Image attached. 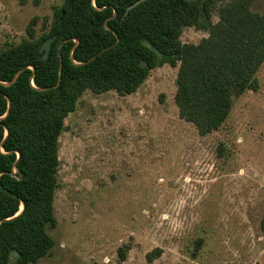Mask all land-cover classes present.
Segmentation results:
<instances>
[{
	"label": "rangeland",
	"instance_id": "obj_1",
	"mask_svg": "<svg viewBox=\"0 0 264 264\" xmlns=\"http://www.w3.org/2000/svg\"><path fill=\"white\" fill-rule=\"evenodd\" d=\"M63 4L0 0V52L27 40L35 18L36 36L48 33ZM207 37L186 28L181 41ZM177 76L165 64L132 95L80 98L59 138L55 246L37 264H264V63L259 90L207 136L180 118Z\"/></svg>",
	"mask_w": 264,
	"mask_h": 264
},
{
	"label": "trees",
	"instance_id": "obj_2",
	"mask_svg": "<svg viewBox=\"0 0 264 264\" xmlns=\"http://www.w3.org/2000/svg\"><path fill=\"white\" fill-rule=\"evenodd\" d=\"M137 1L64 0L48 33L36 36L35 18L27 40L0 52V264H37L55 246L48 230L58 224L59 138L85 92L132 95L158 66L178 67L179 116L207 136L224 126L236 98L259 90L264 11H252L255 0H149L126 14ZM186 28L208 37L184 44ZM160 256L156 249L147 260Z\"/></svg>",
	"mask_w": 264,
	"mask_h": 264
},
{
	"label": "water",
	"instance_id": "obj_3",
	"mask_svg": "<svg viewBox=\"0 0 264 264\" xmlns=\"http://www.w3.org/2000/svg\"><path fill=\"white\" fill-rule=\"evenodd\" d=\"M146 1H149V0H138L137 2H135L133 5L129 6L126 10V14H128L131 10L135 9L137 6H139L140 4L146 2ZM117 16V13L114 12V17ZM55 40V37H52L50 39H48L41 47V50L40 52L41 53H44V56H43V60H46L47 59V56L50 52V49L52 47V43L53 41ZM76 44L78 43V41L76 40L75 41ZM110 48V47H109ZM108 50V48L104 49L103 51H101L100 53L97 54V56L101 55L104 51ZM60 51V50H59ZM71 60L72 59V54H71ZM78 65V64H76ZM33 69V68H32ZM34 71V69H33ZM61 71H62V60H61V65H60V75H61ZM23 72V70H21L13 79V81L9 84H5V86H11L13 83H15V81L17 80V78L20 76V74ZM9 108H10V103H9ZM18 157H20V155L18 154ZM16 175V170H14V173L12 174V176H15ZM24 208H25V205L22 203V208H21V211L16 215V217L20 216L23 211H24ZM15 217V218H16ZM14 219V218H13ZM10 220V219H9ZM9 220H4V221H9ZM3 221H1L0 223H2Z\"/></svg>",
	"mask_w": 264,
	"mask_h": 264
}]
</instances>
